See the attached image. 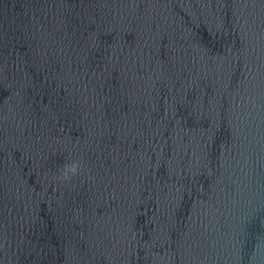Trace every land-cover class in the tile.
I'll use <instances>...</instances> for the list:
<instances>
[{
    "label": "water",
    "instance_id": "obj_1",
    "mask_svg": "<svg viewBox=\"0 0 264 264\" xmlns=\"http://www.w3.org/2000/svg\"><path fill=\"white\" fill-rule=\"evenodd\" d=\"M0 264H264V0H0Z\"/></svg>",
    "mask_w": 264,
    "mask_h": 264
},
{
    "label": "clouds",
    "instance_id": "obj_2",
    "mask_svg": "<svg viewBox=\"0 0 264 264\" xmlns=\"http://www.w3.org/2000/svg\"><path fill=\"white\" fill-rule=\"evenodd\" d=\"M81 169V163L78 160L72 162L64 163L59 171V175L56 179L64 182H71L72 179L79 175Z\"/></svg>",
    "mask_w": 264,
    "mask_h": 264
}]
</instances>
